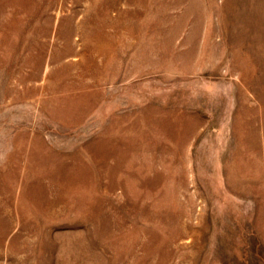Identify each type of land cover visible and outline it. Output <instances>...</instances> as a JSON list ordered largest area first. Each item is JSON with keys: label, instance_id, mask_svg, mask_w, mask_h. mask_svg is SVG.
Returning <instances> with one entry per match:
<instances>
[{"label": "rangeland", "instance_id": "rangeland-1", "mask_svg": "<svg viewBox=\"0 0 264 264\" xmlns=\"http://www.w3.org/2000/svg\"><path fill=\"white\" fill-rule=\"evenodd\" d=\"M0 264H264V0H0Z\"/></svg>", "mask_w": 264, "mask_h": 264}]
</instances>
